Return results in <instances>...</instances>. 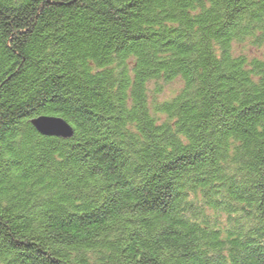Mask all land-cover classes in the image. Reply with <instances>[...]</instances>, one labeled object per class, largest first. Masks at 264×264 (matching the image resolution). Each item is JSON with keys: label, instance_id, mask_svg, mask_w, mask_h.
<instances>
[{"label": "trees", "instance_id": "1", "mask_svg": "<svg viewBox=\"0 0 264 264\" xmlns=\"http://www.w3.org/2000/svg\"><path fill=\"white\" fill-rule=\"evenodd\" d=\"M240 44L264 0H0V264H264V57Z\"/></svg>", "mask_w": 264, "mask_h": 264}, {"label": "water", "instance_id": "2", "mask_svg": "<svg viewBox=\"0 0 264 264\" xmlns=\"http://www.w3.org/2000/svg\"><path fill=\"white\" fill-rule=\"evenodd\" d=\"M33 127L43 136L69 139L73 136L72 127L60 117L40 116L31 121Z\"/></svg>", "mask_w": 264, "mask_h": 264}, {"label": "rangeland", "instance_id": "3", "mask_svg": "<svg viewBox=\"0 0 264 264\" xmlns=\"http://www.w3.org/2000/svg\"><path fill=\"white\" fill-rule=\"evenodd\" d=\"M236 54H244L251 58H261L264 57V45L260 46H249L247 44H240L235 46ZM169 91L166 92L165 96L169 95Z\"/></svg>", "mask_w": 264, "mask_h": 264}]
</instances>
